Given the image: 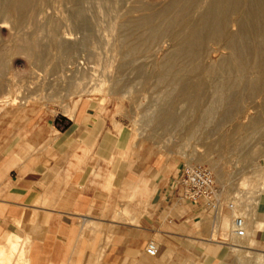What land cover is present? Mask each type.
Listing matches in <instances>:
<instances>
[{"label": "crops", "instance_id": "crops-1", "mask_svg": "<svg viewBox=\"0 0 264 264\" xmlns=\"http://www.w3.org/2000/svg\"><path fill=\"white\" fill-rule=\"evenodd\" d=\"M179 165L99 97L67 113L2 105L0 253L25 264H264V163L242 236L230 232L233 208L178 197Z\"/></svg>", "mask_w": 264, "mask_h": 264}, {"label": "rangeland", "instance_id": "rangeland-1", "mask_svg": "<svg viewBox=\"0 0 264 264\" xmlns=\"http://www.w3.org/2000/svg\"><path fill=\"white\" fill-rule=\"evenodd\" d=\"M29 1V6L20 9L22 22L16 21L13 24L14 28L10 29L6 36L7 40L0 41V47L14 43V35L24 32L32 36L34 41V47L31 44L26 45L27 51L23 54L11 55L8 51L4 53V49L0 48V72L2 70L0 107L13 105L67 113L79 98L99 97L103 102L111 105L117 120L122 125L129 126L136 138L150 140L153 147L165 150L169 156L173 155L178 164L191 162L208 166L215 178L219 198L223 204L221 207L232 204L235 215H241V209L251 208L262 185L264 163V52L261 55V63L255 59L251 51L255 43H259L264 48V41L254 36V28H251L247 35L245 34L244 42L240 43L237 38L235 39L237 46L247 49L242 61L234 59L229 52L230 49L220 40L206 43L203 52L200 53L201 57L189 60L172 54L174 43L169 38V33L176 31L182 36L192 27H196L198 18L209 10L210 0H184L181 9L168 7L172 0ZM11 2L12 0H0V14L7 10ZM234 13L236 12H229L226 20L230 33L237 36L238 28L235 21L239 15ZM142 17H148L150 23L135 25L134 20ZM113 19L117 21L114 22ZM258 20L250 22V27L255 26ZM151 27L160 29V33L151 35ZM262 29L264 33V24ZM68 30L71 32L68 36L74 39L72 52L57 47V37ZM3 55L11 60L4 58ZM167 56L170 58L168 61L173 73L182 75L181 77L187 82H202L203 86L200 89L191 91V95L198 96L196 97L198 102L194 103L193 107L184 101L177 91L169 92L166 81L158 79L159 63L167 59ZM69 59L84 62L83 66L94 75L91 79H87L88 84L86 82L82 92L71 93L68 90L69 71L66 73L65 71ZM71 68H74L73 65ZM63 75L66 78H62ZM214 81L234 82L228 89L233 97L232 103H223V111L226 109L228 116L220 120L219 111L211 118L210 124L203 122L196 129L193 122L200 116L205 119L206 116L201 113V109L212 99L210 84ZM177 88L182 89L179 86ZM197 91L199 93H196ZM18 92L22 95L20 96ZM164 108L175 110V113L181 117L178 128L170 127L169 130H165L150 121L157 110ZM189 125L191 129L187 130ZM205 142L211 146L208 152ZM16 257L14 254L11 255L10 261L0 259V264L17 262L24 264L21 257Z\"/></svg>", "mask_w": 264, "mask_h": 264}, {"label": "bare ground", "instance_id": "bare-ground-1", "mask_svg": "<svg viewBox=\"0 0 264 264\" xmlns=\"http://www.w3.org/2000/svg\"><path fill=\"white\" fill-rule=\"evenodd\" d=\"M184 0H172L168 7L170 6L171 8L175 7V8H182V2ZM197 1V0H196ZM201 3V1H200ZM30 1L29 0H12V2L10 3V5L8 6L7 10L0 14V41L6 39V36L8 35V33L10 32V29L14 28V25L17 22L21 23L22 22V15L20 13V9H23L27 6H29ZM188 4V3H187ZM186 4V5H187ZM195 4V3H194ZM191 5V4H189ZM199 5V4H197ZM201 5V4H200ZM197 8V7H195ZM44 12V11H43ZM179 12V11H178ZM229 12H236L238 13V19L235 21V24L238 28L237 30V36L236 34L233 35L230 33V31L228 30V25H227V20H226V16L228 15ZM49 13V12H47ZM234 13V14H236ZM29 14V13H28ZM233 14V15H234ZM167 15V14H166ZM182 15V14H181ZM185 15V14H184ZM232 15V16H233ZM40 16V15H39ZM43 16V15H42ZM168 16V15H167ZM118 18V16H117ZM231 18V17H230ZM35 19V18H34ZM38 19H40L38 17ZM168 19V18H167ZM255 19H259L258 22H256V25L253 27H250V22L252 23L253 20ZM71 20V19H70ZM114 20V19H113ZM67 21L69 22V19H67ZM117 20H114V22ZM29 21H27L28 23ZM35 22V21H33ZM182 22V20H181ZM150 23V19L148 17H142V18H138L136 20H134V24L135 25H141V24H149ZM153 23V22H152ZM175 23V22H174ZM160 24V23H159ZM263 24H264V2L263 0H210L209 1V10L201 15L198 18L197 21V25L196 27H192L187 33H185L182 36H179L177 34L176 31H171V33H169V38L173 41L174 45V49L172 51L173 55H180L184 58H187L189 60H194L196 59L198 56H200V53L203 52L204 46L206 45V43L210 42V41H214V40H220L222 41L223 45L226 46L227 48L230 49V53L231 55L234 57V59L237 60H241L244 52L247 51L246 48L241 49L239 46H237L238 44L236 43L235 39L237 38L239 40V42L241 43L242 41L244 42L245 40L243 39L245 34L251 29L254 28V33L258 39H261L262 41H264V33H263ZM176 25V24H175ZM103 26V25H102ZM52 27V26H51ZM69 27V25H68ZM112 27V26H111ZM175 27V26H174ZM173 27V28H174ZM24 28V27H23ZM113 28V27H112ZM111 28V29H112ZM152 28V27H151ZM68 29V28H67ZM70 29V28H69ZM16 30V29H15ZM114 30V29H113ZM138 30V29H137ZM18 31V30H17ZM53 31V29H52ZM140 31V30H139ZM12 32V31H11ZM51 32V31H50ZM15 33H19V32H15ZM44 33V32H43ZM109 33V32H108ZM158 33H160V29H154L152 28L150 31L151 35H157ZM182 33V31H181ZM59 36V33H57ZM69 34H71L70 30H68L67 32L62 33L59 37H57V47L67 51V52H72L73 49V45H74V39L71 38L70 36H68ZM123 34V33H121ZM143 34V33H142ZM52 35V34H51ZM247 35V34H246ZM129 36V35H128ZM127 36V37H128ZM132 36V34H131ZM141 37V36H140ZM157 37V36H156ZM9 38V37H8ZM155 38V37H154ZM13 39V38H12ZM107 39V38H106ZM116 39V38H115ZM246 39V38H245ZM255 39V38H254ZM7 40V39H6ZM112 40V39H110ZM14 43L11 44H4L3 47H0L2 49H4V53H6V51L10 52L11 55H17V54H23L26 53V45H32L34 44V41L32 39V36H28L27 33H19V34H15L14 35ZM120 42V41H119ZM125 42V41H123ZM256 42V41H255ZM106 43V42H105ZM114 43V42H112ZM122 43V42H121ZM136 43V42H135ZM152 43V42H151ZM154 43V42H153ZM264 43V42H263ZM76 44V43H75ZM127 44V43H126ZM131 44V43H130ZM167 44V43H166ZM263 45V44H262ZM25 46V47H24ZM163 46V45H162ZM31 47V48H32ZM53 47V46H52ZM75 47V46H74ZM29 48V47H27ZM37 48V47H36ZM122 48V47H121ZM148 48V47H147ZM39 49V48H38ZM37 49V51H39ZM115 49V48H114ZM137 49V48H135ZM252 53L255 57L256 60L261 61L262 63V57L261 55L264 52V48L263 46H261L259 43H255L252 48ZM33 50V49H32ZM35 50V49H34ZM58 50V49H57ZM111 50V49H110ZM134 50V49H132ZM131 50V51H132ZM157 50V49H156ZM36 51V53H37ZM51 51V50H49ZM129 51V50H128ZM140 51V50H139ZM146 51V50H145ZM155 51V50H154ZM249 51V50H248ZM7 52V53H8ZM30 52V51H28ZM33 52V51H32ZM54 52V50H53ZM123 52V51H122ZM144 52V51H143ZM35 53V52H33ZM113 53V52H112ZM117 53V52H116ZM32 53H30L31 55ZM40 54V52H39ZM50 54V53H48ZM55 54V53H54ZM61 53H59L60 55ZM69 54V53H68ZM114 54V53H113ZM121 54V53H120ZM168 54V53H167ZM28 55V56H30ZM38 55V54H37ZM52 55V53H51ZM73 55V53H72ZM124 55V53H123ZM20 56V55H19ZM46 56V55H45ZM77 56V55H74ZM114 56V55H113ZM112 56V57H113ZM4 58H6L3 55ZM33 57V56H31ZM83 57V56H82ZM165 57V56H164ZM169 56H167V59L165 58V60H163V62L159 63V68H160V72L157 75L158 79H162L164 81L167 82V85L169 86V92H175L177 91L181 96L182 99L186 102H188L190 105H192V107L194 106V103L198 102V99L196 97L197 94L191 95V91L193 90H198L200 89L203 84L200 81H195V82H187L186 79L184 80L180 75L178 76L177 74L173 73V71L171 70V66L169 65ZM201 57V56H200ZM210 57V56H208ZM47 58V57H46ZM72 58V57H71ZM109 58V57H107ZM206 58V57H205ZM8 60H11L9 57L6 58ZM17 59V58H16ZM39 59V57H38ZM115 59V57H114ZM125 59V58H124ZM164 59V58H163ZM13 60V59H12ZM184 60V59H183ZM5 61V59H4ZM7 61V60H6ZM33 61V60H32ZM51 61V60H50ZM60 61V60H59ZM114 60L112 59V62ZM185 61V60H184ZM242 61V60H241ZM108 62V59H107ZM137 62V61H136ZM157 62V61H156ZM190 62V61H189ZM188 62V63H189ZM195 62H199V61H195ZM194 62V63H195ZM255 62V61H253ZM5 63V62H4ZM15 63V62H14ZM51 63V62H49ZM243 63V62H242ZM259 63V62H258ZM45 65V62L43 63ZM68 67L67 70L65 71V73L67 71H69L68 73V90L71 91V93L73 92H80L86 85L87 79H91L92 76H94L91 72L88 71L87 67L83 66L84 62L82 61H70L68 62ZM157 64V63H156ZM174 64V63H173ZM241 64V63H239ZM49 65V64H47ZM71 65H73L74 68H71ZM110 65V64H109ZM112 65V64H111ZM194 65V64H193ZM263 65V64H261ZM174 66V65H173ZM197 66V64H196ZM233 66V65H232ZM235 66V65H234ZM239 67V65H237ZM244 66V65H243ZM257 66V65H256ZM45 67V66H44ZM49 67V66H48ZM90 67V66H89ZM93 67V65L91 66ZM111 67V66H110ZM192 67V66H191ZM229 67V66H228ZM57 68V67H56ZM109 68V67H108ZM157 68V66H156ZM213 68V67H211ZM221 68V67H219ZM245 68V67H244ZM5 69V68H4ZM45 69V68H44ZM66 69V68H65ZM98 69V68H97ZM107 69V68H106ZM182 69V68H181ZM42 70V69H41ZM58 70V69H57ZM103 70V69H102ZM105 70V68H104ZM184 70V69H183ZM189 70V69H187ZM204 70V69H203ZM228 70V69H227ZM233 70V69H231ZM261 70V69H260ZM263 70V69H262ZM9 71V70H8ZM59 71V70H58ZM98 71V70H97ZM100 71V70H99ZM110 71V69H109ZM172 71V72H171ZM229 71V70H228ZM2 72V70H1ZM0 72V73H1ZM44 72V71H43ZM102 72V71H101ZM108 72V71H107ZM190 72V71H189ZM235 72V71H234ZM10 73V72H9ZM56 73V72H55ZM96 73V72H95ZM104 73V72H103ZM109 73V72H108ZM203 73V72H202ZM259 73V71H258ZM262 73V72H261ZM7 74V73H6ZM12 74V73H11ZM17 74V73H16ZM60 74V73H57ZM102 74V73H101ZM207 74V73H206ZM8 75V74H7ZM19 75V74H18ZM29 75V74H28ZM31 75V74H30ZM45 75V74H44ZM99 75V74H97ZM239 74H237L238 76ZM242 75V74H241ZM258 75V74H257ZM259 76V75H258ZM260 76H262V74H260ZM64 77V75L62 76V78ZM231 77V76H230ZM233 77V76H232ZM55 78V77H54ZM66 78V77H64ZM107 78V77H106ZM9 79V78H8ZM103 79V78H102ZM249 79V78H248ZM24 80V79H23ZM33 80V79H32ZM107 80V79H106ZM233 80V79H232ZM29 81V80H28ZM57 81V80H56ZM223 81V80H222ZM20 82V81H19ZM103 82V81H102ZM59 84V82H57ZM97 83V82H96ZM94 83V84H96ZM234 83V82H233ZM232 82H217L214 81L210 84V89L212 90V99L209 101L208 105L205 106L203 109H201V113H203L206 117L205 119H203V116L199 117L198 119L195 120V122H193V125L197 128H199L198 126L200 124H202L203 122L210 124L211 118L214 117L215 114H217L219 111L221 112V116H220V120L222 119H226L227 118V114L228 111L225 109L223 111V103L224 102H231L233 101V97L231 95V93L228 91V89L230 87H232L233 85ZM21 84V83H20ZM19 84V85H20ZM24 84V83H23ZM65 84V83H64ZM63 84V85H64ZM88 84V82H87ZM209 84V83H207ZM26 85V84H25ZM53 85V83H52ZM162 85V84H161ZM206 85V83H205ZM235 85V84H234ZM240 85V84H239ZM238 85V86H239ZM251 85V83H250ZM9 86V84H8ZM7 86V87H8ZM62 86V85H61ZM88 86V85H87ZM182 87V89H178L177 87ZM208 86V85H207ZM264 86V85H263ZM1 87V86H0ZM63 87V86H62ZM209 87V86H208ZM259 87V86H258ZM9 88V87H8ZM18 88V87H17ZM28 88V87H27ZM25 87V89H27ZM113 88V87H112ZM177 88V89H176ZM254 88V87H253ZM256 88V87H255ZM2 89V88H1ZM233 89V88H232ZM232 89L230 91H232ZM257 89V88H256ZM21 90V88H20ZM29 90V89H28ZM84 90V89H83ZM201 91V90H200ZM253 91H255L253 89ZM17 92V91H16ZM21 92V91H20ZM82 92V91H81ZM22 93V92H21ZM193 93V92H192ZM196 93H199L198 91ZM203 93V92H202ZM263 92H261L262 94ZM19 94V92H18ZM24 94V93H22ZM21 94V95H22ZM8 95V94H7ZM6 95V96H7ZM10 95V94H9ZM20 95V94H19ZM20 95V96H21ZM201 95V94H200ZM199 95V96H200ZM25 96V95H24ZM3 97V96H2ZM236 98V97H235ZM255 98V97H253ZM261 98V95H260ZM17 99V98H15ZM263 101H264V96H263ZM232 103V102H231ZM232 105V104H231ZM244 106V105H243ZM263 106H264V102H263ZM171 107V106H170ZM225 108V107H224ZM187 109V108H186ZM264 110V109H263ZM260 111V110H259ZM184 113V112H183ZM186 113V112H185ZM184 113V114H185ZM154 114V113H153ZM201 114V115H203ZM259 114V113H258ZM187 115V114H186ZM196 115V114H195ZM193 115V116H195ZM235 115V114H234ZM233 115V116H234ZM255 115V114H254ZM217 116V115H216ZM215 116V117H216ZM260 116V115H259ZM249 117V116H248ZM251 117V116H250ZM253 117V116H252ZM186 118V117H185ZM195 119V118H194ZM181 117L178 115V113H175V110L171 109V108H164V109H159L157 110V112L155 113V115L151 118V122L155 125L158 126L162 129L165 130H169L170 127H177L180 123ZM186 120V119H185ZM190 120V118H189ZM214 120V119H213ZM184 121V120H183ZM216 122V121H215ZM226 122V121H225ZM237 122V121H236ZM260 122V121H259ZM183 123V122H182ZM181 123V124H182ZM238 123V122H237ZM180 124V126H181ZM185 125V123H184ZM212 125V122H211ZM183 126V125H182ZM251 126V125H250ZM192 127V126H191ZM178 128V127H177ZM190 128V125L188 126L187 130ZM181 129V128H180ZM191 129V128H190ZM177 130V129H176ZM184 130V129H183ZM208 131V130H207ZM167 132V131H166ZM196 132V131H195ZM212 134V133H210ZM209 134V135H210ZM212 136V135H211ZM206 143V142H205ZM208 143V142H207ZM205 144L206 147V152H208L211 149V146L208 144ZM195 151V150H194ZM203 154V153H202ZM213 168L215 167V165H212ZM222 179V178H221ZM224 180V179H223ZM249 180V179H248ZM241 207V206H240ZM237 211V209H235ZM231 213V212H230ZM237 213V212H236ZM239 213V212H238ZM241 213V211H240ZM226 217V216H225ZM243 218V217H242ZM253 228V227H252ZM250 230V229H249ZM248 231V229H247ZM229 233V232H228ZM13 234V233H12ZM9 236V235H8ZM11 237V236H10ZM18 237V236H17ZM20 239V238H18ZM9 242L12 244V242L9 239ZM17 243V242H16ZM15 243V246H16ZM13 246V247H15ZM1 247V246H0ZM11 247V246H10ZM18 248V243H17V247ZM13 248V252L14 249ZM11 249V248H9ZM5 250V248H4ZM3 251V250H2ZM16 251V250H15ZM5 252V251H3ZM9 252V251H8ZM11 251V253H13ZM11 253H8L9 255ZM22 253V252H21ZM14 255V254H13ZM21 256V254H20ZM19 254L17 255L16 258L20 257ZM22 257V256H21ZM24 257V256H23ZM10 256H6L5 254H3L2 252L0 253V259H5L6 261H10ZM14 258V257H13ZM22 259V258H20ZM18 260V259H17ZM16 260V261H17ZM23 260V259H22ZM20 260V261H22ZM15 261V262H16ZM19 261V260H18ZM25 261V260H24ZM22 261V262H24ZM27 261V260H26ZM14 263V262H13ZM21 263V262H20ZM16 264H19V262H17ZM25 264V263H24Z\"/></svg>", "mask_w": 264, "mask_h": 264}, {"label": "built area", "instance_id": "built-area-1", "mask_svg": "<svg viewBox=\"0 0 264 264\" xmlns=\"http://www.w3.org/2000/svg\"><path fill=\"white\" fill-rule=\"evenodd\" d=\"M171 185L181 200L191 203L202 201L205 208L215 212L223 205L219 198L214 175L211 169L204 164L182 162L172 177ZM226 206L233 208L230 203ZM230 232L236 236L243 235V219L240 215H234ZM145 251L148 255H157V243L154 240L148 241Z\"/></svg>", "mask_w": 264, "mask_h": 264}]
</instances>
